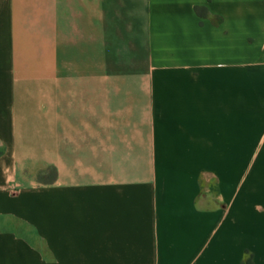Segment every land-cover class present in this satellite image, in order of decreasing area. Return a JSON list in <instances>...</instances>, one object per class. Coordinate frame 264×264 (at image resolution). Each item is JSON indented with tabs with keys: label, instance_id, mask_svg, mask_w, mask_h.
I'll list each match as a JSON object with an SVG mask.
<instances>
[{
	"label": "crops",
	"instance_id": "0c3cea01",
	"mask_svg": "<svg viewBox=\"0 0 264 264\" xmlns=\"http://www.w3.org/2000/svg\"><path fill=\"white\" fill-rule=\"evenodd\" d=\"M264 264V0H0V264Z\"/></svg>",
	"mask_w": 264,
	"mask_h": 264
},
{
	"label": "trees",
	"instance_id": "16d2710c",
	"mask_svg": "<svg viewBox=\"0 0 264 264\" xmlns=\"http://www.w3.org/2000/svg\"><path fill=\"white\" fill-rule=\"evenodd\" d=\"M246 264H252L251 257L248 255L246 258Z\"/></svg>",
	"mask_w": 264,
	"mask_h": 264
}]
</instances>
